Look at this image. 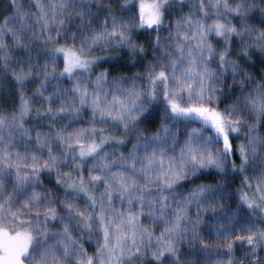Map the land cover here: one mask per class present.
<instances>
[{
	"label": "snow or ice",
	"instance_id": "1",
	"mask_svg": "<svg viewBox=\"0 0 264 264\" xmlns=\"http://www.w3.org/2000/svg\"><path fill=\"white\" fill-rule=\"evenodd\" d=\"M112 2L33 0L37 11L29 17L23 13L20 0H11L15 14L0 23V60L6 62L9 58L4 51L6 35L12 37L15 46L26 48L27 37L20 33L32 29L33 36L40 39L35 32L38 27L41 34L47 33L50 41L53 34L64 33L65 22L73 15L87 21L81 25L87 30L96 23V17L88 7L98 5L102 8ZM186 2L191 3L187 14L178 13L177 19H167L170 10L178 5L183 8ZM260 2L264 4V0ZM115 3L121 13L127 11L131 15H117L109 8L97 31L87 36L78 32L72 37L71 47L48 50V63L39 69L43 80L56 76L57 57L62 55L63 71L59 76L66 77L71 83L62 90L57 88L52 95L44 94L46 89L42 83L33 94L43 96L42 107L45 102L48 104L43 112L37 111V115L47 116L53 122L46 133L37 131L33 135L24 126L25 118L32 111V100L23 93L25 81L32 75L31 58L29 71L14 73L21 89L19 109L8 114L0 111V264H143L145 258H149L148 264H156L165 254L174 257L177 244L187 238L191 223L188 207L195 203L200 211H204L200 207V198L212 191L209 186L197 185L189 198L177 201L174 186L201 170L224 171L225 161L233 153L230 136L239 133L245 123L238 115L240 102L222 111L213 105L223 94L226 74L231 73L233 81L237 75L245 76L240 64L231 58L234 37L242 41L240 52L243 57L250 59L251 49L264 53V28L253 29L244 23L241 30L227 19L228 13L244 16L256 6L255 0L251 4L248 0L239 3L236 0H115ZM212 15L215 19L207 23ZM140 30L153 37L148 42L154 53L153 60L143 73L132 78L112 79L106 71L92 73L99 60L111 58H89L94 50L103 51L115 46L127 50L135 63L145 51L144 45L136 39ZM165 30L168 35L161 36ZM211 36L219 37L222 47H214L209 39ZM77 39L79 46L75 43ZM49 65H52L51 71ZM92 75H95L94 82ZM137 81L146 82L147 87L138 85ZM142 97L144 102H140ZM160 97L165 102V121L171 120L173 125L180 120L201 125L190 131L185 129L182 146L177 143L178 129H170L167 123L162 124V132L150 141L138 131L136 122L148 110L149 104ZM54 98L59 100L58 104ZM243 107L256 117V121L248 126L251 150L255 152L256 123L264 118V83L256 88L255 94L243 97ZM84 109H91V120L87 127L75 128L72 121L78 119ZM57 118L69 119L70 123L56 128ZM109 122L119 135L108 132L105 126ZM205 129H211L213 134L206 135ZM131 135L135 136L136 143L126 155L115 156L113 153L115 158H112L102 151L105 144H125ZM18 139L24 145L23 152L18 150ZM33 140L35 148L29 143ZM54 144L57 145L55 149ZM177 148L178 155L175 154ZM238 150L242 158L239 170L243 171V164L247 163L245 146L241 145ZM88 157L96 163L88 169L85 179L81 169ZM61 165L71 167L72 171L61 172ZM232 168L236 171L237 165L233 163ZM53 170L57 174V183L65 188L63 200L50 192L36 190L40 173ZM9 177H14L10 191L6 187ZM100 184L103 190L97 193ZM69 190L73 193L70 198ZM255 191L260 195L250 197L247 192H242L240 196L253 215L257 210L264 212V177L257 178ZM79 193L87 197L84 208L72 202ZM57 206H62L63 215L57 211ZM141 217L150 218L149 226L142 223ZM226 219L235 221L237 227L229 229L227 235L218 233L224 235L222 246L229 253L222 264H248L246 260L232 258L234 244L237 241L246 244L255 256L258 250H264V229L250 221L241 223L234 213ZM57 220L63 224V231L50 232L49 221ZM157 222L163 224L159 235H155L150 226ZM199 222L198 218L192 228ZM77 228L81 229V235L85 232L89 236L96 235L94 254L89 255L82 242L73 239L72 233ZM198 235L193 231L192 238ZM201 244L204 248L211 246L203 241ZM258 260L259 264H264V257Z\"/></svg>",
	"mask_w": 264,
	"mask_h": 264
},
{
	"label": "trees",
	"instance_id": "2",
	"mask_svg": "<svg viewBox=\"0 0 264 264\" xmlns=\"http://www.w3.org/2000/svg\"><path fill=\"white\" fill-rule=\"evenodd\" d=\"M231 2V0H230ZM237 3L240 0H236ZM249 4L252 0H248ZM23 7V13L29 15L35 13L37 9L33 4V0H20ZM256 6L251 8L244 16H238L234 13H228L227 19L237 27L242 29V25L247 23L253 29L264 28V4L260 0H255ZM191 7V3L186 2L183 8L179 5L175 9L170 10L171 15L167 17L168 20H175L178 18L179 14H187ZM111 10L117 15H131L130 12L125 11L120 12L119 6L115 3V0L111 4L100 7L98 5H92L88 7V11L93 13L96 17V23L91 24L87 30L81 27L82 24L87 21H82L79 17L73 15L69 21L65 22L64 33L60 36H55L53 34L52 40H47V33L41 34L39 28L35 29L36 35L40 36V39H36L33 36V30L29 29L25 32L20 33V35L27 37L25 41L28 47H17L15 42L10 35L4 37V43L7 48L4 49L8 53V60L5 62L0 60V111L4 114L11 113L13 111H18L19 109V96L21 89L19 88L17 81L14 78V73L20 70L25 72L29 71V58H31L32 75L25 81V87L23 93L25 97L32 100V111L29 116L25 118L24 126L29 128L33 135L35 134L34 129L42 128L46 131L49 130V125L53 122L49 120L47 116L37 115V111L43 112L44 109L48 107L45 102L42 104L43 96H34L33 94L43 83L45 84V95H52V93L57 89H64L69 87L70 81L59 76V73L63 71V61L57 57V62L55 65L56 76L50 77L48 81H44L39 74L40 66L48 63V57L50 52L48 50L56 47H71L73 45L72 37L76 33H81L83 36H87L90 32L97 31L99 25H101L105 19L104 13ZM15 14V9L11 6V0H0V23L3 22L4 18L7 16H12ZM215 19L212 15L206 21L211 23ZM161 36L166 37L168 35L167 31L160 33ZM153 37L149 36L143 30L136 33V39L139 44H143L145 51L140 54V58L136 59V62H132L127 50H121L113 46V48H108L103 51L94 50L90 57L96 56H109L110 59L102 60V62L96 65L92 70V73L99 74L100 72L110 73L109 79L113 77H126L132 78L137 73H143L146 67L153 60V50L149 45V41ZM246 38V37H245ZM209 39L212 41L214 47L219 49L222 47V40L219 37L211 36ZM241 39L234 37L233 44L231 46V58L236 60L243 68L245 72L244 77L237 75L236 80L233 81L231 73L226 74V77L222 84V95L219 101H215L214 105L219 110H223L235 103L240 102L241 110L238 115L241 119L245 121L244 125L241 127L239 133L231 134L230 139L233 144V153L228 156L225 161L224 171H218L214 168L207 170H201L195 176L189 177L187 180H182L175 187L176 199L179 201L181 198H189V194L197 187V185L209 186L212 191L204 193L200 198V207L205 209L200 211L195 203L188 207V216L190 218V224L188 225V230L186 232L185 239L180 240L177 244V254L176 256H169L165 254L161 261L156 262V264H218V262H225L229 253L227 249L223 247L224 235H227L229 229L237 227L235 221L231 219H226L230 214L236 215V220L241 223H246L250 221L255 224L256 227L264 229V212L256 211V214H252V210L248 209L245 204L241 202L240 196L242 192H247L249 196H259L260 193L255 191L257 178L264 177V118H261L255 127L256 145L255 152L251 150L250 146V136L248 134V126L256 121V117L243 107V97L249 95V93L255 94L256 88L264 83V53H261L255 49L250 50L251 58L243 57L240 52ZM76 45L79 46L80 40H76ZM52 65H49V71H51ZM247 80V82H242ZM92 81H95V75H92ZM252 81H255L253 83ZM138 85L142 87H147L146 82L137 81ZM56 104L59 100L54 98ZM140 102H144V98H141ZM165 108V102L162 97L157 101H153L149 104L148 110L140 116V119L136 122L139 125L138 131L143 134V137L149 141L157 133L162 132V124L167 123L170 129L175 128L177 131V143L182 146V141L185 139V129L190 131L193 127H200L199 122L186 123L183 120L177 121L176 124H172L171 120L165 121L163 119V113ZM79 120L82 125H88L91 120V113L88 109H84L80 114ZM75 122V121H72ZM69 119H59L54 122V127L59 128L65 124H69ZM99 126V125H98ZM82 127V126H81ZM108 132H113L117 135L119 133L112 126L111 122L105 126ZM120 132L123 129L119 130ZM107 134V132L105 133ZM206 135H212L211 129H205ZM33 148H35V142L30 141ZM136 143L134 135L128 136L125 144H115L109 143L105 144L102 151L109 153L112 156L120 154H127L132 150V145ZM171 143V141H169ZM241 145L245 146L247 153V163L243 164V171L239 170L242 164L241 154L239 152V147ZM24 146V145H23ZM57 145H53L55 149ZM151 151V149H149ZM46 152V150H45ZM171 155V151H169ZM176 155L179 154V148L176 149ZM112 156V158H115ZM96 161L92 157H88L85 166L83 168V174L85 179L88 176V169L92 168ZM235 163L237 165V170L233 171L232 165ZM115 170V169H113ZM61 172H70L72 168L66 165H61ZM73 178H76V174L73 173ZM6 183L7 189L11 190V185L14 182V177H9ZM39 180L43 183L45 191L48 188H60L58 189V195L63 199L65 198V188L57 183L56 171L52 172L42 171L39 175ZM78 182V181H77ZM251 184L252 187L249 188L248 185ZM103 190L102 184L97 185V193ZM61 193V194H60ZM73 193L68 192L69 198ZM74 201L85 203L79 197ZM77 207L78 204H75ZM219 205V206H218ZM57 211L63 215L64 210L62 206H57ZM199 214V216H198ZM169 215H171V209H169ZM199 218V224H196L195 228H192V224H195ZM141 221L146 226H149L150 218L141 217ZM59 222V223H58ZM61 222L49 221V231L60 230ZM63 225V224H62ZM226 225V226H225ZM155 235L163 230V224L157 222L154 225H150ZM195 231L198 233V237L192 238V233ZM78 233L82 242L84 249L89 255L96 252V235L92 234L89 236L88 233H83L81 235V229L77 228L74 230ZM222 233L224 235H219ZM237 234H240L237 231ZM233 241L235 237L231 238ZM203 241L206 244L211 245L208 248H204L201 244ZM247 253V255H246ZM231 256L234 260H246L248 264H259L258 258L264 257V250H258L255 256H252L250 250L246 244H241L240 242H235L233 252ZM149 258H145L143 264H148ZM140 264V262H137Z\"/></svg>",
	"mask_w": 264,
	"mask_h": 264
},
{
	"label": "rangeland",
	"instance_id": "3",
	"mask_svg": "<svg viewBox=\"0 0 264 264\" xmlns=\"http://www.w3.org/2000/svg\"><path fill=\"white\" fill-rule=\"evenodd\" d=\"M58 58L59 59H61L62 61H63V56L62 55H60V56H58ZM89 58H92V57H89ZM102 60L103 59H101V60H99L98 61V63L100 64L101 62H102ZM97 63V64H98ZM96 64V65H97ZM96 65H94L93 66V68H92V70L96 67ZM89 110V112L91 113V109H88ZM72 125L75 127V128H81V126L82 127H87L88 125H82V123L79 121V120H75V122H72ZM37 131H39V132H47L46 130H45V128L44 129H42V128H40L39 127V129H34V133H36ZM98 142V141H97ZM16 143H17V145H18V150L19 151H21V152H23L24 151V146H23V143L18 139L17 141H16ZM68 164L70 165L71 164V161L69 160L68 161ZM81 171L83 172V168L81 169ZM9 180L7 179V181H6V183L8 182ZM58 189H60V188H58ZM57 188H48V190H47V192H50L51 194H53L54 196H56V197H58L60 200H63V199H65L64 198V195L63 194H61L62 195V197H63V199L60 197V195H58V190ZM36 190L37 191H45V188H44V186H43V183H41V181L39 180V184L36 186ZM69 192H71L70 190H69ZM72 193V192H71ZM78 197L81 199V200H83V201H85L86 203H87V197L83 194V193H79L78 194ZM74 204H78V206H80L79 208H84L85 207V203L83 204V203H80V202H76V201H72ZM59 223V222H58ZM70 227H71V225H70ZM63 231V225H62V223L60 224V230H57V231H55V230H52V231H50V232H62ZM72 235H73V239H79L80 241H81V239H80V236H79V234L78 233H75L74 231H73V233H72Z\"/></svg>",
	"mask_w": 264,
	"mask_h": 264
}]
</instances>
